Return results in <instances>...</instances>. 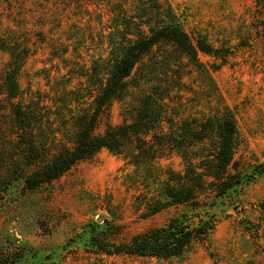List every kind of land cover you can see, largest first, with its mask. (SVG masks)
Here are the masks:
<instances>
[{"label":"rangeland","instance_id":"obj_1","mask_svg":"<svg viewBox=\"0 0 264 264\" xmlns=\"http://www.w3.org/2000/svg\"><path fill=\"white\" fill-rule=\"evenodd\" d=\"M168 7L214 52L188 57L169 43L154 46L96 128L103 134L139 121L144 109L157 114L141 121L149 134L125 140L119 153L102 149L34 190L10 181L16 153L4 140L18 131L9 104L28 114L41 161L71 148L119 46ZM11 52L20 58L13 98L3 85ZM224 110L236 136L226 174L204 178L195 212L215 224L206 239L169 260L115 253L193 213L166 196L183 170L177 149L213 154L215 131L193 144L186 129L201 132ZM0 115V256L22 248L21 264H264V0H0ZM169 134L172 149L153 159ZM136 146L144 147L140 158Z\"/></svg>","mask_w":264,"mask_h":264},{"label":"trees","instance_id":"obj_2","mask_svg":"<svg viewBox=\"0 0 264 264\" xmlns=\"http://www.w3.org/2000/svg\"><path fill=\"white\" fill-rule=\"evenodd\" d=\"M136 29V34L125 38L119 46V57L111 64L105 83L94 99V111L91 116L80 120L72 147L62 149L49 161H41L33 133L26 126L29 121L28 114L21 108L15 110L14 106L9 104L11 105L9 110V116H12L11 123L13 122L18 131L14 140L13 138L4 140L6 146L14 148L16 153L12 159L14 162L11 160L14 170H7V174L11 176L10 181L23 179L22 189L31 191L56 180L72 166L102 149L119 153L124 148L125 140L134 137L140 141L143 135H148L150 129L141 121L143 117L154 118L157 114L144 109L143 114L139 116V121L108 128L103 134H96V128L101 114L110 102L125 92L127 78L134 66L154 46L169 43L188 57L196 56L197 52L207 55L214 52L210 44L192 39L183 30L170 7L162 10L154 20H145L141 25H137ZM10 58V68L5 72L3 85L7 96L13 98L18 91L15 75L20 66V58L13 52L10 53ZM207 120L208 126L202 127L201 132L187 128L186 133L189 135L190 142L198 144L204 143L209 133L215 131L217 134L215 151L207 156L204 154L197 156L196 152L186 151L181 144L177 151L183 170L182 174L178 175V187L168 188L166 192L172 204L187 205L193 213L190 216L182 214L181 218L172 219L163 227L134 236L125 247L116 248L115 253L122 252L130 256L169 260L180 257L191 244L204 241L211 232L215 225L213 220L204 219V213L195 211L203 205L199 196L204 194V178L219 179L220 175L227 172L234 150L236 122L229 110H224L222 114ZM161 137L165 143L159 145L158 152L154 150L153 159L159 158L165 148L172 149L173 136L169 134ZM134 149L132 152L134 158H140V153L145 151L142 146H136ZM6 177L8 176L2 179ZM17 249L18 253L9 250L1 253V259L7 256L9 259L0 260V264H21L25 255L24 250ZM99 249L103 252L102 248Z\"/></svg>","mask_w":264,"mask_h":264}]
</instances>
